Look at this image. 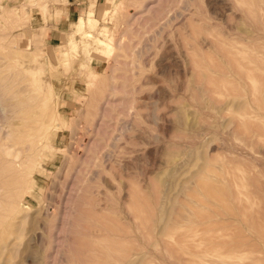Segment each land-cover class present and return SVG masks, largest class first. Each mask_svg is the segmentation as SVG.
<instances>
[{
	"label": "rangeland",
	"instance_id": "rangeland-1",
	"mask_svg": "<svg viewBox=\"0 0 264 264\" xmlns=\"http://www.w3.org/2000/svg\"><path fill=\"white\" fill-rule=\"evenodd\" d=\"M64 3L0 0V264H264V0Z\"/></svg>",
	"mask_w": 264,
	"mask_h": 264
},
{
	"label": "bare ground",
	"instance_id": "bare-ground-1",
	"mask_svg": "<svg viewBox=\"0 0 264 264\" xmlns=\"http://www.w3.org/2000/svg\"><path fill=\"white\" fill-rule=\"evenodd\" d=\"M106 10V9H105ZM85 14L87 15L86 16V22H88V24H90L91 25V27H92V24H95L94 22H97V18H95L92 14H93V10L92 9H90V8H88V9H86V11H85ZM75 22V24L80 28H82L83 27V25H84V20L81 18V17H79L76 21H74ZM74 25V24H73ZM75 25V26H76ZM94 26V25H93ZM77 28V27H76ZM79 28H77L79 31H80V29ZM239 49V48H238ZM237 49V50H238ZM243 51H245V50H243ZM234 52V51H233ZM236 52H238L239 53V51H236ZM241 53V52H240ZM234 55V54H233ZM243 56V55H242ZM241 56V57H242ZM251 56V55H250ZM249 57V56H248ZM237 58V57H236ZM237 61V60H236ZM240 62V61H239ZM238 64V63H237ZM247 74V73H246ZM251 77V76H250ZM252 80V79H251ZM255 84V83H254ZM253 84V85H254ZM5 85H6V83H5ZM254 87V86H253ZM22 102V101H21ZM7 105V104H6ZM26 105V104H25ZM3 107V106H2ZM11 107V106H10ZM25 107V106H24ZM28 108V107H27ZM28 110V109H27ZM23 118H26V117H23ZM2 121V120H1ZM38 121V120H37ZM243 122V121H242ZM39 124V123H38ZM37 124V125H38ZM243 124V123H242ZM36 129L38 128V127H35ZM2 129H3V127H2ZM2 129H0V130H2ZM4 131H6V130H4ZM7 132V131H6ZM48 132V129L46 130V133ZM8 133V132H7ZM6 133V134H7ZM5 133H4V135H6ZM9 134V133H8ZM43 136H44V134H43ZM2 138H1V140L0 141H2L1 143H0V148L1 149H3L2 148V146L4 147V153H5V146L6 147H9L11 144V142L9 143V141H11V139H9V136L8 135H6V136H1ZM19 137H21V136H19ZM44 138H46V137H44ZM264 139V138H263ZM263 139L261 140V142L263 141ZM38 140V139H37ZM12 141H14V139H12ZM39 141H41V140H39ZM39 141H37V143L39 142ZM41 143V142H40ZM40 145V144H39ZM27 147V146H26ZM0 149V150H1ZM9 150V149H8ZM10 150H11V148H10ZM14 151V150H13ZM13 151L11 152L10 151V153L11 154H13L14 156H13V158L15 157L16 158V156H15V154L13 153ZM9 152V151H8ZM10 153H7V151H6V154H5V159H4V162H2V164L4 165V164H9V165H11L12 166V164L15 166V171H14V173L15 172H19L21 169H20V166H21V162H15V161H13L12 159H7V156L10 154ZM17 153V152H16ZM1 155H3L2 153H1ZM17 155V154H16ZM27 155V154H26ZM32 155V154H31ZM4 156V155H3ZM22 158V157H21ZM28 160V159H27ZM1 167V166H0ZM16 167H17V169H16ZM7 170V169H6ZM2 174H4V173H2ZM0 176H2L1 174H0ZM4 176V175H3ZM7 176V175H6ZM5 178V177H4ZM232 178V177H231ZM30 179V178H29ZM206 181H208V180H206ZM205 181V182H206ZM23 180H21L19 183H18V185H20V187L17 185V186H15L14 188H12V192H10L11 194L9 195V198L7 199V205H13L14 203H17L18 202V200H19V198H20V193H21V190H23V186H22V184H23ZM30 182V181H29ZM204 182V180H203V183H202V181H201V183H202V185H208L209 183L207 182V184ZM1 183H3V182H1ZM9 183H11L10 181H9ZM27 184V183H26ZM3 185V184H2ZM11 185H12V183H11ZM203 186V188H201V189H203V192H204V194H205V191L204 190H208L209 189V187H204ZM219 187H221L220 185H219ZM205 188V189H204ZM223 188V187H222ZM225 189V188H224ZM216 190H220V189H216ZM221 191V190H220ZM7 192V191H6ZM208 192V191H207ZM222 192V191H221ZM225 192V191H224ZM26 193H27V191H26ZM209 193V192H208ZM216 193L217 192H213L212 193V196L214 195H216ZM239 193V192H238ZM9 194V193H8ZM25 193L23 192V194L22 195H24ZM224 194V193H223ZM206 195V194H205ZM207 196V195H206ZM218 196V195H217ZM217 196H215V197H217ZM238 196H239V194H238ZM8 197V196H7ZM208 197V196H207ZM214 197V198H215ZM194 198H195V195H194ZM199 198V197H198ZM198 198H197V200H198ZM209 198V197H208ZM218 198H221V197H218ZM223 198V197H222ZM200 199V198H199ZM1 200V199H0ZM196 200V199H195ZM217 200V199H216ZM218 200H220V199H218ZM224 200V198L221 200V202L220 203H222V201ZM237 201H242V200H240V198H238V199H236ZM225 201V203H222L223 205H226V209H227V205L229 204V202L228 201H226V199L224 200ZM228 202V203H227ZM222 205V206H223ZM228 206H230V205H228ZM211 207V206H210ZM194 208H195V206H194ZM223 208H225L224 206H223ZM229 208V207H228ZM199 208H197L196 210H198ZM212 209H214V208H212ZM215 209H217V208H215ZM230 209H232V208H230ZM228 210V209H227ZM226 210V211H227ZM193 211H195V210H193ZM200 211H203V212H201V213H195V215H196V217L197 218H200V220H202V218L204 217V213L206 212H204V210H200ZM200 211H198V212H200ZM215 211H217V210H215ZM232 211V210H231ZM231 211H227L228 213H230ZM219 212V211H218ZM234 212V211H233ZM233 212L231 213L232 215H233ZM245 212H246V210H245ZM207 214H208V212H206ZM221 213V212H220ZM220 213H218L219 215H220ZM209 215H211L210 217H214V215L213 214H210L209 213ZM224 215V214H223ZM222 215V216H223ZM234 215H235V213H234ZM204 219H205V217H204ZM179 222V221H178ZM204 229V228H203ZM208 229V228H207ZM189 232L191 231V233H192V230H188ZM188 231H186V232H188ZM196 231H197V229H196ZM196 231H194L193 230V233L195 232L196 233ZM188 232V234H190ZM168 233V232H167ZM194 233V234H195ZM208 233V235H209V233L210 232H207ZM168 234H170V232L168 233ZM178 234V233H177ZM184 233H182V235H183ZM188 234L187 235H185L184 236V238L186 239V238H188L189 236H188ZM211 234V233H210ZM213 234V233H212ZM175 235H176V233H175ZM192 235V234H191ZM174 236V235H173ZM186 236H188V237H186ZM193 236V235H192ZM192 236H190V237H192ZM209 236H211V235H209ZM213 236V235H212ZM192 239H194V238H192ZM190 240V239H189ZM189 240H187L186 239V241L185 242H183V244L182 243H179V244H181V245H184L185 244V247L184 246H182V248H180L181 250H183L184 251V253L186 254V252L185 251H187L185 248H188L187 246H190V248H191V246L193 247V249H192V251H194V249L196 248L195 246H193V241L191 242V240L189 241ZM192 244H191V243ZM201 243V242H200ZM199 243V244H200ZM187 245V246H186ZM117 246V245H116ZM206 246V245H205ZM203 247L204 249L206 248V247ZM220 246V245H219ZM200 247V246H199ZM199 247H198V249H199ZM216 247H218V245L217 246H215V247H212V248H216ZM221 247H223V245L222 246H220V248ZM226 248H229V247H227L226 246ZM98 249V248H97ZM189 249V248H188ZM207 249V248H206ZM205 249V250H206ZM208 249H209V247H208ZM219 249V248H218ZM222 249V248H221ZM190 250V249H189ZM196 250V249H195ZM217 250V249H216ZM137 251V250H136ZM194 252H196V251H194ZM231 252V251H230ZM186 261H187V263H191V264H200V262L198 263V262H196V261H194L193 259H188V258H186ZM249 262V263H248ZM246 264H258L259 262L258 261H256V258L255 259H249V261H248Z\"/></svg>",
	"mask_w": 264,
	"mask_h": 264
},
{
	"label": "crops",
	"instance_id": "crops-1",
	"mask_svg": "<svg viewBox=\"0 0 264 264\" xmlns=\"http://www.w3.org/2000/svg\"><path fill=\"white\" fill-rule=\"evenodd\" d=\"M64 1L65 3L63 4L61 13L65 14L66 17H71L74 16L75 14L77 15L78 8L93 6V3L97 2V0H64Z\"/></svg>",
	"mask_w": 264,
	"mask_h": 264
}]
</instances>
